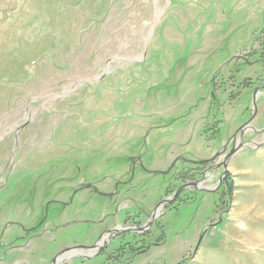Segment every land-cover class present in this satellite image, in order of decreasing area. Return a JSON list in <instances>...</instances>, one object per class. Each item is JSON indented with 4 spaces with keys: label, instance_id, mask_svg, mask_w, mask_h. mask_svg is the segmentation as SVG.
<instances>
[{
    "label": "rangeland",
    "instance_id": "1",
    "mask_svg": "<svg viewBox=\"0 0 264 264\" xmlns=\"http://www.w3.org/2000/svg\"><path fill=\"white\" fill-rule=\"evenodd\" d=\"M0 264H264V0H0Z\"/></svg>",
    "mask_w": 264,
    "mask_h": 264
},
{
    "label": "crops",
    "instance_id": "2",
    "mask_svg": "<svg viewBox=\"0 0 264 264\" xmlns=\"http://www.w3.org/2000/svg\"><path fill=\"white\" fill-rule=\"evenodd\" d=\"M183 130H177L174 134V139L177 140L179 137L184 138V133L182 132ZM179 159L178 157H174V162H176V164L178 163L176 160Z\"/></svg>",
    "mask_w": 264,
    "mask_h": 264
},
{
    "label": "water",
    "instance_id": "3",
    "mask_svg": "<svg viewBox=\"0 0 264 264\" xmlns=\"http://www.w3.org/2000/svg\"><path fill=\"white\" fill-rule=\"evenodd\" d=\"M234 154V152H231L227 157H226V159H225V162H227V160L232 156ZM226 163H224V165H225Z\"/></svg>",
    "mask_w": 264,
    "mask_h": 264
},
{
    "label": "bare ground",
    "instance_id": "4",
    "mask_svg": "<svg viewBox=\"0 0 264 264\" xmlns=\"http://www.w3.org/2000/svg\"><path fill=\"white\" fill-rule=\"evenodd\" d=\"M159 210H160V208H159L158 211L156 212V215H159V212H160ZM105 238H107V237H105ZM105 238L102 240L101 244L104 242ZM108 238H109V237H108Z\"/></svg>",
    "mask_w": 264,
    "mask_h": 264
}]
</instances>
